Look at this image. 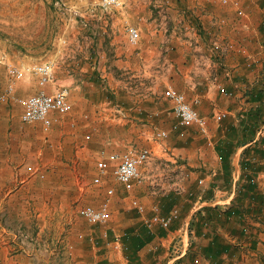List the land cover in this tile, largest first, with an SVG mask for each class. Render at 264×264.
<instances>
[{
  "label": "crops",
  "instance_id": "0c3cea01",
  "mask_svg": "<svg viewBox=\"0 0 264 264\" xmlns=\"http://www.w3.org/2000/svg\"><path fill=\"white\" fill-rule=\"evenodd\" d=\"M86 1V19L80 18L85 30L71 26L76 34L71 58L92 71L103 62V74L81 76L97 75L111 88L101 89L107 92L101 100H82L81 105L72 97L70 114L76 111L78 124L57 115L49 131L40 123L24 124L20 105L6 102L0 108V264H264V133L258 130L253 142L237 149L229 183L216 151L219 143L232 141L228 135L234 129L240 134L239 114L258 106L249 92L264 89V0H237L238 7L219 0H149L154 11L140 6L142 0H119L108 11L101 8L102 0ZM131 27L139 30L137 45L129 40ZM217 47L225 49L224 58ZM23 61L17 63L30 62ZM128 74L140 80V88L129 91ZM32 76L16 84V96L41 92L39 81L27 87ZM113 81L125 82L121 91L111 86ZM168 88L184 94L207 120V135L193 126L173 129L177 119L164 97ZM43 89L58 91L55 82ZM118 128L127 133H114ZM157 128L176 139L161 151L190 171L185 194L155 198L147 188L129 194L113 179L106 186L115 189L109 222L84 225L74 202L94 197L98 200L88 204L98 208L107 195L106 187L91 196L79 195L72 181L65 185L94 153L86 141L145 142ZM241 161L250 167L243 169ZM249 177L256 183L248 185ZM198 179L204 184L198 186ZM131 198L141 201L144 214L130 208ZM79 206L77 214L87 204ZM174 209L179 218L169 229L149 227L153 216ZM193 222L186 256L171 259L172 245ZM17 231L34 242L20 246ZM118 243L121 248L115 247Z\"/></svg>",
  "mask_w": 264,
  "mask_h": 264
},
{
  "label": "rangeland",
  "instance_id": "374dc122",
  "mask_svg": "<svg viewBox=\"0 0 264 264\" xmlns=\"http://www.w3.org/2000/svg\"><path fill=\"white\" fill-rule=\"evenodd\" d=\"M103 1V0H102ZM89 1L86 0H0V94L5 91L7 83H8V66H16L19 68H27L33 67L40 64L50 63L53 62L57 67L60 69L59 78L56 79V87L57 89H66L69 92V100L72 97L75 99V103H80L82 100L92 102L93 99L101 100L104 98V94H107L106 91H101L102 88L106 87L110 90L109 82H103L101 77H97V75H93L92 79L82 77L89 76L93 72L99 74H103V62L98 64L97 63V70L92 71L90 66L82 65L80 62H73L74 60L71 58V50L72 44L75 37V30L71 27L72 25H76L81 30H85V22L80 21L79 15H76L77 11L82 12L83 14L87 11V4ZM148 7L151 10H156L153 6V3L149 4V0H142L140 2V6ZM89 6V5H88ZM103 9V8H102ZM104 10V9H103ZM111 10V9H110ZM84 32V31H82ZM85 36V35H83ZM85 56V51L82 53ZM30 60L29 64L25 65L22 63L19 65L17 62L23 60ZM59 61L63 62L59 65ZM58 69V68H57ZM61 70V72H60ZM56 71V70H55ZM57 72V76H58ZM75 77V75H77ZM73 75V77H72ZM29 78L31 75H28ZM56 77V74H55ZM127 79L126 83L128 84L129 91H132L136 88H140V80L133 77V74H128L124 77ZM123 78V80H124ZM37 83V78L35 76L31 77V81L27 82V87H31V83ZM118 81H113L111 86L115 88V90L122 89V86L125 82H121V85H118ZM52 84H49V87ZM145 85V84H144ZM148 88L149 85H146ZM18 99V96H16ZM81 101V102H80ZM16 106L19 105L16 102H13ZM116 105H119L123 108V105L118 102ZM93 109V108H91ZM120 109V108H119ZM118 109V110H119ZM74 113L71 115L70 111L62 115L64 120L71 122V120L75 121L76 125L78 124V120L74 118ZM61 116V115H59ZM85 117V116H84ZM83 117V118H84ZM86 118H84L85 120ZM119 119V117H117ZM85 121H92L90 117H88ZM97 123V121H96ZM117 124V123H116ZM116 126H120L117 124ZM76 126H74L75 128ZM161 130L157 128L154 130V134ZM165 130V129H162ZM183 131V130H182ZM94 132V131H93ZM116 134H126V130L123 129H116L114 133ZM113 133V132H112ZM149 133V132H148ZM153 133V132H152ZM151 133V134H152ZM121 134V135H123ZM150 134V139L143 142L142 140L139 143H132V144H121L120 140L113 142L112 140L105 143L94 142V138L91 137L90 141H86L89 143L88 145L94 146V153L89 156L88 161H84L83 164H79L77 167L78 174L75 178H66L65 185H69L70 181L72 184H76V188L78 193L91 195L94 192H102L107 184H110L111 181H114L111 177L105 180V185L103 186H95L93 184V179L97 174V163L99 161V153L103 150L105 151H114V152H124L132 147L134 148H149L154 150L157 154L156 156L163 159V165L159 166L158 159L153 164V169L159 167V169H155L153 174H155V179L160 181L162 178V174L164 172H179V171H187V166L181 163L178 158L168 154L167 152H162L163 148L171 143H174L176 140L172 138V134L170 133L169 136L163 140L158 142L154 139L153 134ZM119 141V142H118ZM171 142V143H170ZM90 146V147H91ZM161 146V147H160ZM182 146V145H181ZM184 146V145H183ZM160 147V149H157ZM162 150V151H161ZM162 152V153H161ZM164 153H167L169 156H163ZM170 153V152H169ZM65 163L69 166V162L64 160ZM71 166V165H70ZM68 168V167H67ZM192 171V169H191ZM199 182V179L197 180ZM198 185V184H197ZM199 186V185H198ZM107 188V187H106ZM147 188L143 186L144 189ZM148 189V188H147ZM140 192V189H137L136 192ZM140 194V193H139ZM92 196V195H91ZM144 195H141L143 197ZM182 196V195H178ZM140 197V196H139ZM188 198V197H187ZM112 199V198H111ZM97 198L91 197V199L84 200L82 197L78 198L77 201L74 202L73 210L75 211L76 215H78L81 222L88 227L90 226L80 215L77 214V210L75 206H87L95 207L92 204L89 205L88 203H92L97 201ZM89 201V202H88ZM105 201V200H103ZM101 202V204L103 203ZM140 201V200H139ZM100 204V205H101ZM99 205V206H100ZM79 206V207H80ZM86 207V206H84ZM131 210V209H130ZM105 225V224H104ZM103 225V226H104ZM96 226V225H95ZM90 229V228H89ZM85 232V230H82ZM24 233L23 231H17L15 233L20 235ZM83 235V239H85V234ZM16 241L19 242L20 246H25L22 244V239L16 237ZM17 254V253H16Z\"/></svg>",
  "mask_w": 264,
  "mask_h": 264
},
{
  "label": "built area",
  "instance_id": "2783aa9c",
  "mask_svg": "<svg viewBox=\"0 0 264 264\" xmlns=\"http://www.w3.org/2000/svg\"><path fill=\"white\" fill-rule=\"evenodd\" d=\"M223 5L232 4L234 7L240 5L237 0H219ZM119 6V0H103L101 8L108 11L114 7ZM76 15L85 20V14L80 11ZM86 24V23H85ZM129 40L132 44L137 45L140 34L137 28L131 27L128 30ZM216 45V42H215ZM219 50V57L224 58L225 49L216 48ZM56 65L53 62L36 65L33 67L19 68L16 66H8V83L4 92L0 94V108L6 102H16L23 108L22 122L24 124L40 123L45 131L51 130L57 115H65L70 111L69 92L66 89H59L55 94L47 93L43 88L56 81ZM27 75H34L38 77L39 85L42 88L37 95L18 99L15 95L16 84L22 81ZM166 100L173 104V113L177 119V123L173 125V129L177 130L181 127L193 126L198 129L202 135H207L208 128L207 120L201 117L193 105L189 103L186 96L171 88L164 92ZM198 103V100L195 101ZM120 113H123L119 109ZM264 127V126H263ZM260 132L264 133V128ZM169 136L167 130H159L154 134V139L158 142L165 140ZM154 150L149 148H130L124 152H108L101 151L99 153V161L97 163V174L93 179L95 186L105 185V180L109 177L114 179L118 184L122 185L125 192L134 193L137 189L147 187L151 196L155 198L167 197L170 194L182 195L185 194L183 184L188 181L189 175L187 171L164 172L160 181L155 179L153 172V164L158 157ZM159 166L163 165V159H158ZM256 183L255 178H250V184ZM204 184V180L200 179L198 185ZM106 199L98 207L86 206L80 209L79 213L89 225H104L110 220V201L115 195V189L108 186L106 189ZM129 206L132 210L139 214L145 213V206L136 198H131ZM157 209V206L155 207ZM157 212V211H156ZM179 218V210L174 209L167 216H160L156 214L149 221V227L158 225L163 229H169L173 222ZM195 231L190 226L186 229L184 236L179 237L172 245L170 253L171 259H181L187 254V246L190 239L194 236ZM16 237L22 241L34 242L33 238L28 234H16ZM80 235V239H83ZM116 248H121L119 243L115 245Z\"/></svg>",
  "mask_w": 264,
  "mask_h": 264
},
{
  "label": "trees",
  "instance_id": "16d2710c",
  "mask_svg": "<svg viewBox=\"0 0 264 264\" xmlns=\"http://www.w3.org/2000/svg\"><path fill=\"white\" fill-rule=\"evenodd\" d=\"M252 102L259 103L256 108H253L247 112H243L239 114V122L241 123L240 126H242L240 131V134H238V130L234 129L232 132L229 133L228 138L231 136L232 141H226L220 143L216 146V151L219 154L221 161L223 163V167L225 169V183L230 182V177L232 175V158L237 152V149L241 146L247 145L249 142H253L256 138V133L260 128L261 125L264 124V89H261L260 91H254L252 90L248 94ZM238 142L234 145L233 141L238 139ZM249 149V148H248ZM248 149L245 150V154L248 152ZM244 155V152H243ZM244 161V160H243ZM243 161H241V166L244 169L245 167H250L249 165H246ZM250 178H248L247 182L248 185H250ZM205 210H208V208H205ZM200 219H203L204 216H202ZM192 228H194V222L191 225Z\"/></svg>",
  "mask_w": 264,
  "mask_h": 264
}]
</instances>
